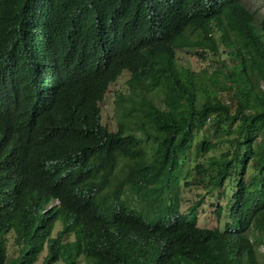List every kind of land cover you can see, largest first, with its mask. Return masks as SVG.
Listing matches in <instances>:
<instances>
[{
  "label": "trees",
  "instance_id": "obj_1",
  "mask_svg": "<svg viewBox=\"0 0 264 264\" xmlns=\"http://www.w3.org/2000/svg\"><path fill=\"white\" fill-rule=\"evenodd\" d=\"M124 72L113 132L101 103ZM181 175L227 194L231 222L182 213ZM59 262L264 264V11L0 0V264Z\"/></svg>",
  "mask_w": 264,
  "mask_h": 264
},
{
  "label": "rangeland",
  "instance_id": "obj_2",
  "mask_svg": "<svg viewBox=\"0 0 264 264\" xmlns=\"http://www.w3.org/2000/svg\"><path fill=\"white\" fill-rule=\"evenodd\" d=\"M246 5L249 9L256 14L264 11L262 0H245ZM225 57V55H224ZM216 58H218L216 56ZM214 60L213 55H208L207 60H203L196 56V50L186 49L179 53L180 64L191 66L194 70H201L205 68H211L209 61ZM130 75L124 72L119 79L112 84L109 93L105 100L101 103L102 107V123L107 126L110 131H117V114H116V99L118 93H128L127 81ZM226 147L220 146L218 149L213 150L206 157L220 156ZM203 163V159H196L195 162L187 163L186 168L192 170L196 163ZM185 175H181V182L179 187L176 189V193L179 195L180 210L182 213H188L192 208L196 209L197 223L200 227L205 228H223L227 221L231 222L229 215L224 211L223 216L219 220L216 215L217 206L225 207L228 201L227 194H219L215 192L214 195H207V193L197 185H185L184 181H187ZM262 252V248L260 249ZM43 258V257H42ZM56 264H64L59 262Z\"/></svg>",
  "mask_w": 264,
  "mask_h": 264
}]
</instances>
